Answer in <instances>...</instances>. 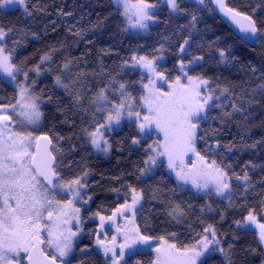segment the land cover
<instances>
[{
	"label": "snow or ice",
	"instance_id": "obj_1",
	"mask_svg": "<svg viewBox=\"0 0 264 264\" xmlns=\"http://www.w3.org/2000/svg\"><path fill=\"white\" fill-rule=\"evenodd\" d=\"M196 2L205 6L215 4L238 28L237 37L242 43L255 44L264 37V29L257 25L252 15L230 7L226 0ZM113 3L124 19L126 31L147 32L157 22L156 10L162 3L167 5L170 13L183 11L178 0H113ZM16 5L31 15L27 0H0V9ZM196 21L197 17L192 15V28H195ZM11 32L12 29L0 27V82L16 86L12 100L4 103L0 98V264H24L25 260L27 264H72L75 241L83 230L82 206L91 200V197L85 198L83 191L87 188L88 172L65 179L57 155L60 150L52 138L47 134L34 135V129L42 119L43 100L35 93V81L26 83L29 72L15 63L14 48L6 44ZM19 43V40L14 42ZM190 45V38L179 45L180 56L174 79H169L166 71L159 70L162 55L149 58L134 53L130 60L124 61L122 68L138 69L141 72L139 80L130 83L111 76L108 83L88 99L87 105L84 104L85 95L76 91L74 106L83 108L90 116L88 125L80 131L93 149L107 154L112 146L108 134L124 121L134 123L139 137H133V145H139L145 139L152 140L144 149L140 176L150 177L166 164L176 180V187L171 191H183L185 186H190L197 193H214L231 202L234 191L239 190L244 196L254 187L248 168L254 169L255 165L249 162L243 175L234 171L230 174L232 165L224 164L223 155L216 151L219 142L203 151L198 149V142L204 139L199 135L201 123L207 119L209 108L222 106L217 103L221 97L210 88V81L202 75L190 74L203 60V56H192L185 62V57L191 55L188 52ZM54 51L43 54L30 71L39 75L43 65L52 60ZM156 51L162 53L164 45L161 44ZM219 55L222 60L226 58L224 50H219ZM71 64V60H66L61 65V72L68 74L67 83L62 75L54 77L55 84L70 95L86 75L81 71L73 76ZM21 72L24 82L17 79ZM132 84L139 86L137 95L129 90ZM260 87L264 88V85ZM224 93H229L228 88L221 90V94ZM232 109L233 112L242 110L236 103L232 104ZM222 112L224 116L232 115L223 109ZM233 147L229 146L228 151ZM233 180L238 182L235 186ZM260 183L264 184V180ZM128 191L130 199L126 195L124 202L110 215L97 211L89 217L99 219L95 244L104 254L105 264H127L126 257L144 248L155 253L151 264H204L201 258L217 250L227 256L226 250L219 247L220 238L211 224L204 227L202 233H196L191 243L183 245L176 233L154 237L143 232L136 220L143 190L128 185ZM261 207L264 208V200ZM168 215L179 222L185 211L175 204L168 209ZM249 223L257 224L254 209L248 211L243 222L236 221L238 228ZM257 227L260 229L259 239L264 243V223L257 224ZM109 232H112L110 238ZM86 251V248L80 249L81 253Z\"/></svg>",
	"mask_w": 264,
	"mask_h": 264
},
{
	"label": "trees",
	"instance_id": "obj_2",
	"mask_svg": "<svg viewBox=\"0 0 264 264\" xmlns=\"http://www.w3.org/2000/svg\"><path fill=\"white\" fill-rule=\"evenodd\" d=\"M248 1L226 0L230 7L252 15L257 25L264 29V11L254 8L253 3ZM27 2L31 15L18 7L5 11L0 9V27L12 29L6 44L14 48L15 63L23 71L29 72L27 83L35 81V93L42 96V124L37 135H49L60 150L57 155L65 179L88 172L87 188L83 191L85 198L91 197V200L82 206L83 230L75 246L72 264H105L94 251L97 223L88 221V218L97 211L110 215L114 208L124 202L126 195L130 199L128 185L143 190V199L136 216L143 232L154 237L176 233L183 245L191 243L196 233H202L204 227L211 224L220 238L219 247L226 250L227 256L219 250L210 252L202 260L204 264H264V246L261 247L256 234L236 225L237 220L244 221L249 210L254 209L256 214L264 211L261 203L245 202L250 191L244 196L240 195L239 190L234 191L231 202L185 188L173 192L171 190L176 187V181L167 172L166 165L150 177L142 178L139 168L143 166L144 149L152 140L145 139L141 144L133 145V137H139V134L135 124L127 121L108 134L112 145L110 155L106 160L101 159L92 152L80 131L88 125L90 116L85 114L83 108L73 104V95L79 91L85 95L84 104L87 105L88 99L108 83L111 76L130 83L139 80L141 72L122 68L124 61L130 60L134 53L158 56L160 52L156 49L161 44L164 45V51L158 68L166 71L169 79H174L180 56L179 45L184 39L190 38L188 52L191 55L185 57V62L192 56H203V60L190 74H199L208 79L210 88L215 89V95L221 97L217 103L222 106L211 107L207 119L202 121L199 135L204 139L198 142V149L203 151L219 142L220 147L216 151L223 155L224 164H231L236 154L243 156L251 152L262 154L264 166V88L260 87L264 85V37L251 47L240 42L229 27L213 14L209 3L199 8L178 0L183 11L175 18L167 7L160 6L156 11L157 22L149 27L147 35L136 36L125 31L120 12L114 8L111 0ZM192 15L197 17L195 28L190 24ZM176 19L188 21V26L181 28L180 35L174 32ZM17 40L20 43L14 44ZM52 49L55 50L52 60L43 65L40 74L30 71L39 63L40 57ZM219 50L225 51L224 60ZM237 50L251 57L258 79L232 81L225 78V64L230 62L226 53ZM66 60L72 61L70 67L73 76L81 71L86 74L74 86L71 95L58 87L54 80L59 74L65 83L68 82V74L61 72V65ZM17 79L19 82L24 79L23 72ZM223 88H228L230 95H222ZM129 90L137 95L139 86L132 84ZM15 95V89L0 82L2 102L8 103ZM233 103L242 110L233 112ZM222 109L232 115L224 116ZM253 144L256 146L245 147ZM229 146H234L232 151H228ZM232 170L233 166L230 174ZM232 183L234 186L237 184L234 180ZM258 184L264 187L260 181ZM175 204L185 211L179 222L168 215V209ZM81 248L87 251L81 253ZM153 259L151 252L144 251L126 257L127 264H137V261L151 264Z\"/></svg>",
	"mask_w": 264,
	"mask_h": 264
},
{
	"label": "rangeland",
	"instance_id": "obj_3",
	"mask_svg": "<svg viewBox=\"0 0 264 264\" xmlns=\"http://www.w3.org/2000/svg\"><path fill=\"white\" fill-rule=\"evenodd\" d=\"M184 1L187 2V3H192V4H194L195 6H197L199 8H203L204 7V5L198 4L196 2V0H184ZM111 2H112V5L114 6V8H116L119 11V9L117 8V6L113 3V0H111ZM248 2L253 3V5H254L253 7L254 8L259 9L261 11H264V2L263 1H261V0H249ZM160 6L167 7V5L164 4V3H162ZM15 7L20 8L18 5H16V6H10V7H7L5 9H1V10L5 11V10H9V9L15 8ZM171 14L173 15L174 18L178 15V13H171ZM122 19H123V17H122ZM123 21H124V19H123ZM187 24H188V21L187 20H181V19L177 20L176 19L174 21V32H175V34L176 35L177 34L180 35L181 34V28L183 26H186ZM124 25H125V28H126L125 22H124ZM126 32L128 34H132V35H136V36H146L147 33H148V30H147V32H137V31H126ZM161 55H162V53H159L158 54V56H161ZM226 56L230 60V62H227V64H225L224 75H225V78L226 79L232 80V81L258 79V77L256 76V73L253 71L254 70V67H253V64H252V61H251V57H249L244 51L237 50V51L232 52V53L227 52L226 53ZM149 58H152V57H149ZM161 62H162V59L158 62V64L161 63ZM21 82H24V79ZM5 84L8 85V86H10V87H12L16 91L15 84H11V83H5ZM163 87L166 89L167 88V85L165 84V85H163ZM41 124H42V119H41L39 125H37L35 127V129H34V135H37V133L39 132V129H40ZM119 127L116 128V130L119 129ZM89 145H90V147L92 149V152L96 156H99L101 159H104V160H106V159L109 158L110 149H109V151H108L107 154H104V153L97 152L95 149H93L90 143H89ZM233 157L234 158L231 160V165L233 166L232 172L234 171L237 174H239V173H242L243 174V171L245 170V166L246 165H249V162H250V165H255V168L254 169L251 168L250 166L248 168L249 174H250V179H251V182H252V184H253L254 187L249 192L250 195H249L248 198L245 199V202L247 204H254V203L260 204L261 201L264 199V187H263V185L258 184V182L261 181V180H263V178H264V166H263L262 154H258V153L257 154H254V153H251L250 152V153H247V154H245L243 156H239L238 154H236ZM166 170H167V168H166ZM167 172L175 179V176L173 174H171L168 170H167ZM142 178H145V177H142ZM235 182L238 183L237 181H235ZM185 189L190 190V191H192L194 193H197L195 190L191 189L190 186H185ZM197 194H204V193H197ZM212 195L215 198H217L219 200H222V201L228 200L226 198L217 197L214 193ZM83 206H85V205H83ZM256 218H257V224L264 223V211L261 214H256ZM88 221H93V222L97 223V227L99 225V219L98 218H93V219H89L88 218ZM257 224H251V223H249V224H247L243 228L246 229V230L253 231L256 234L257 238H258L259 244L263 248L264 243H262L260 241V239H259L260 229L257 227ZM111 235H112V232H109V238L111 237ZM80 237H81V234L76 238L75 246H76L77 242L79 241ZM95 239H96V236H95ZM94 251L105 262L104 254L101 251H99V249H98V247L96 246L95 243H94ZM140 251L151 252L152 255H153V257L155 258V253H153L150 248H144V249H141ZM209 254H210V252L209 253H206L205 256L202 257L201 259L203 260Z\"/></svg>",
	"mask_w": 264,
	"mask_h": 264
},
{
	"label": "water",
	"instance_id": "obj_4",
	"mask_svg": "<svg viewBox=\"0 0 264 264\" xmlns=\"http://www.w3.org/2000/svg\"><path fill=\"white\" fill-rule=\"evenodd\" d=\"M209 6H210V8H211V10H212V12H213V14L222 22V23H224V24H226L228 27H229V29L231 30V32L233 33V35L238 39V37H237V33H238V28H236V26L234 25V24H232V22L229 20V19H227L220 11H219V9H218V7L215 5V4H213V3H209ZM240 42H241V40L240 39H238ZM257 43V42H256ZM255 43V44H256ZM245 44V43H244ZM255 44H251V45H248V44H245V45H247V46H249V47H251V46H254ZM44 142L43 141H41V144H43ZM24 264H27V261L25 260V262H24Z\"/></svg>",
	"mask_w": 264,
	"mask_h": 264
},
{
	"label": "flooded vegetation",
	"instance_id": "obj_5",
	"mask_svg": "<svg viewBox=\"0 0 264 264\" xmlns=\"http://www.w3.org/2000/svg\"><path fill=\"white\" fill-rule=\"evenodd\" d=\"M41 135V134H40Z\"/></svg>",
	"mask_w": 264,
	"mask_h": 264
}]
</instances>
